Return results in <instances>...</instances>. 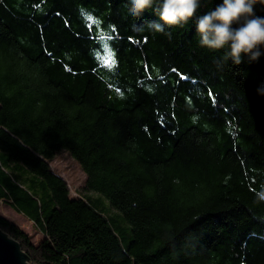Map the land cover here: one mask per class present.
I'll use <instances>...</instances> for the list:
<instances>
[{"label": "trees", "instance_id": "16d2710c", "mask_svg": "<svg viewBox=\"0 0 264 264\" xmlns=\"http://www.w3.org/2000/svg\"><path fill=\"white\" fill-rule=\"evenodd\" d=\"M221 3L161 33L127 0H0V201L44 237L0 229L30 264H264V45L239 64L201 47ZM61 151L83 194L50 168Z\"/></svg>", "mask_w": 264, "mask_h": 264}, {"label": "clouds", "instance_id": "9594fccd", "mask_svg": "<svg viewBox=\"0 0 264 264\" xmlns=\"http://www.w3.org/2000/svg\"><path fill=\"white\" fill-rule=\"evenodd\" d=\"M264 4V0H222L214 10L200 15L195 24L199 44L211 50L226 49L222 60L231 58L234 64L241 63V55L250 59L259 57V46L264 45V18L253 16V5ZM199 0H127V15L138 17L140 13L152 8L159 21H148L143 25L133 24L134 30L145 27L153 32H164L165 25H185L196 14ZM248 17H253L249 19ZM243 24L238 28L231 25ZM257 199L264 201V188L256 193Z\"/></svg>", "mask_w": 264, "mask_h": 264}, {"label": "rangeland", "instance_id": "374dc122", "mask_svg": "<svg viewBox=\"0 0 264 264\" xmlns=\"http://www.w3.org/2000/svg\"><path fill=\"white\" fill-rule=\"evenodd\" d=\"M49 165L53 172L61 176L66 181L71 196L83 194L82 191L84 190L85 186L86 174L67 151H61L57 153L50 161ZM85 195L86 197H89L90 195L97 196V193L90 191L85 192ZM107 206H109L108 203ZM104 212L108 216H117L119 214L117 210L111 208L110 206L107 207ZM0 216L8 218L10 221L11 218L14 219V221L12 220L11 222H14V224L23 230L29 236L30 241L33 244H38L41 241V233L34 226V224L17 215L16 212L12 210L5 201H0Z\"/></svg>", "mask_w": 264, "mask_h": 264}, {"label": "water", "instance_id": "95a60500", "mask_svg": "<svg viewBox=\"0 0 264 264\" xmlns=\"http://www.w3.org/2000/svg\"><path fill=\"white\" fill-rule=\"evenodd\" d=\"M0 264H30L20 244L0 229Z\"/></svg>", "mask_w": 264, "mask_h": 264}, {"label": "crops", "instance_id": "0c3cea01", "mask_svg": "<svg viewBox=\"0 0 264 264\" xmlns=\"http://www.w3.org/2000/svg\"><path fill=\"white\" fill-rule=\"evenodd\" d=\"M9 207H10L12 210H14L10 205H9ZM14 211L16 212L17 215L21 216L23 219H24V218L27 219L25 216H23L22 214H20V213L17 212L16 210H14ZM2 217H3V216H2ZM4 218H5V217H4ZM6 219H8V218H6ZM12 220L14 221V219L11 218V221H12ZM27 220L30 221V222L32 223L31 220H29V219H27ZM9 221H10V220H9ZM13 223H14V222H13ZM38 230H39V229H38ZM39 231H40V230H39ZM40 233H41V236H42V239H43L44 235H43V233H42L41 231H40ZM42 239H41V240H42Z\"/></svg>", "mask_w": 264, "mask_h": 264}, {"label": "snow or ice", "instance_id": "6c2138e0", "mask_svg": "<svg viewBox=\"0 0 264 264\" xmlns=\"http://www.w3.org/2000/svg\"><path fill=\"white\" fill-rule=\"evenodd\" d=\"M109 55H111V54L109 53ZM112 63L114 64V61H112Z\"/></svg>", "mask_w": 264, "mask_h": 264}]
</instances>
